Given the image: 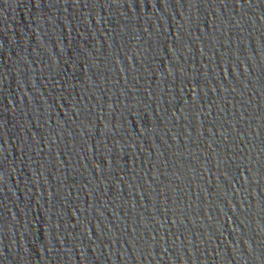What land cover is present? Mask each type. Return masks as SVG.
<instances>
[{
  "label": "water",
  "instance_id": "1",
  "mask_svg": "<svg viewBox=\"0 0 264 264\" xmlns=\"http://www.w3.org/2000/svg\"><path fill=\"white\" fill-rule=\"evenodd\" d=\"M0 264H264V3L0 0Z\"/></svg>",
  "mask_w": 264,
  "mask_h": 264
},
{
  "label": "snow or ice",
  "instance_id": "2",
  "mask_svg": "<svg viewBox=\"0 0 264 264\" xmlns=\"http://www.w3.org/2000/svg\"><path fill=\"white\" fill-rule=\"evenodd\" d=\"M187 2L189 4H195V5L198 6V5L202 4V3H214V2H216V0H187ZM219 2L225 3V0H219ZM228 2L234 3V4H240L241 0H228ZM261 2L264 3V0H261ZM244 3L248 4V0H244ZM250 6L251 5H249V7ZM257 259H259V258H257Z\"/></svg>",
  "mask_w": 264,
  "mask_h": 264
}]
</instances>
